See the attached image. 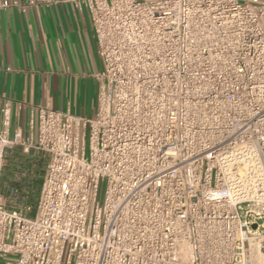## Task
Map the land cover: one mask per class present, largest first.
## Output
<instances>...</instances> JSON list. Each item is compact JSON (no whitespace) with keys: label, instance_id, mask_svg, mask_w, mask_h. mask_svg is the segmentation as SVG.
I'll use <instances>...</instances> for the list:
<instances>
[{"label":"built area","instance_id":"obj_1","mask_svg":"<svg viewBox=\"0 0 264 264\" xmlns=\"http://www.w3.org/2000/svg\"><path fill=\"white\" fill-rule=\"evenodd\" d=\"M80 1L98 113L24 137L4 105L0 184L16 148L48 162L33 217L0 190V264H264V0Z\"/></svg>","mask_w":264,"mask_h":264},{"label":"crops","instance_id":"obj_2","mask_svg":"<svg viewBox=\"0 0 264 264\" xmlns=\"http://www.w3.org/2000/svg\"><path fill=\"white\" fill-rule=\"evenodd\" d=\"M0 0V124L11 104L12 131L29 134L41 107L94 120L104 62L89 9L80 0ZM7 4L3 7L2 5ZM48 156L16 148L8 155L11 175L1 192L11 209L30 207L34 216Z\"/></svg>","mask_w":264,"mask_h":264},{"label":"trees","instance_id":"obj_3","mask_svg":"<svg viewBox=\"0 0 264 264\" xmlns=\"http://www.w3.org/2000/svg\"><path fill=\"white\" fill-rule=\"evenodd\" d=\"M11 175V167L9 166H5L4 169H3V173H2V180H1V184H0V190L2 189V185L3 183L6 181V179ZM34 189H35V194L37 195L38 192L40 191V189L42 188L41 187V184L38 183V184H35V186H33Z\"/></svg>","mask_w":264,"mask_h":264},{"label":"rangeland","instance_id":"obj_4","mask_svg":"<svg viewBox=\"0 0 264 264\" xmlns=\"http://www.w3.org/2000/svg\"><path fill=\"white\" fill-rule=\"evenodd\" d=\"M106 188H107V183L103 182L100 185V190H99V198L98 201L100 202V204H103L104 199H105V193H106ZM28 217H33L32 215H29ZM65 261V258H64Z\"/></svg>","mask_w":264,"mask_h":264}]
</instances>
